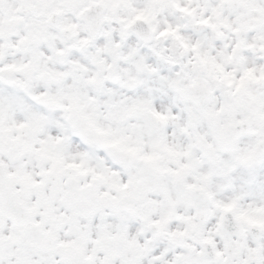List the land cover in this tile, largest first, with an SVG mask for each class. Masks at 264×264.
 Returning a JSON list of instances; mask_svg holds the SVG:
<instances>
[{
  "label": "snow or ice",
  "instance_id": "obj_1",
  "mask_svg": "<svg viewBox=\"0 0 264 264\" xmlns=\"http://www.w3.org/2000/svg\"><path fill=\"white\" fill-rule=\"evenodd\" d=\"M0 264H264V0H0Z\"/></svg>",
  "mask_w": 264,
  "mask_h": 264
}]
</instances>
